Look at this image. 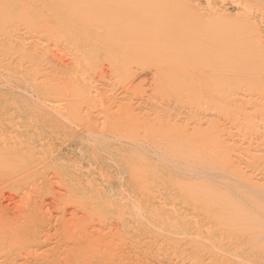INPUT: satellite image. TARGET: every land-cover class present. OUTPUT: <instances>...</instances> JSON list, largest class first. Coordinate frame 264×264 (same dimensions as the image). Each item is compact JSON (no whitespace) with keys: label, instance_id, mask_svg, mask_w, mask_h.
I'll return each instance as SVG.
<instances>
[{"label":"rangeland","instance_id":"374dc122","mask_svg":"<svg viewBox=\"0 0 264 264\" xmlns=\"http://www.w3.org/2000/svg\"><path fill=\"white\" fill-rule=\"evenodd\" d=\"M60 1L47 4L39 20L24 18L28 0H0V193L16 198L2 207L14 229L44 225L54 246L32 249L28 234L22 239L0 222V264H126L124 244L153 264L191 257L202 262L209 255L202 254L207 242L215 255L211 264H222V258L264 264V255L237 252L216 234L208 239L219 222L195 204L205 198L211 210H221L239 227L248 220L246 235L253 239L246 250L264 246V0H152L146 14L162 10L165 16L145 37L136 32L140 40L113 65L107 61L111 46L94 18L91 25L79 14L85 19L82 31L96 30L80 43L44 28ZM77 1L82 9L90 6ZM77 1L69 0L70 8ZM103 1L101 8L119 0ZM133 1L125 0L123 9L140 12L146 0ZM130 14L124 16L127 24L134 20ZM71 16L65 11V18ZM24 52L42 60L32 61ZM154 64L160 65V78L153 76ZM181 75L189 81L170 83ZM16 86L30 92L19 95ZM214 88L220 97L217 92L211 97ZM35 103L44 110L33 109ZM125 105L134 117L125 114ZM205 112L237 160L233 166L222 162L220 147L181 136L180 129L194 126ZM17 130L24 135L19 146ZM77 132L86 140L83 163L75 154L60 155L74 146ZM180 174L185 180L176 183ZM42 201L53 202V208L36 212ZM63 209L85 211L87 221L68 217L59 224L54 218L49 226L47 215L59 218ZM191 234L190 244L178 242ZM85 241L91 249L85 246L76 255L71 248Z\"/></svg>","mask_w":264,"mask_h":264},{"label":"bare ground","instance_id":"6f19581e","mask_svg":"<svg viewBox=\"0 0 264 264\" xmlns=\"http://www.w3.org/2000/svg\"><path fill=\"white\" fill-rule=\"evenodd\" d=\"M52 1L53 0H28V2L31 4L29 5V9H28L27 14L26 13L23 14V15H25L24 18L27 17L28 19L43 20L45 18V13L48 12V10L46 9V5L50 4ZM74 1H77V0H73V2ZM83 1H84V3L86 2L87 5L90 4V6L88 5L87 9L86 8L82 9V7L79 5V4H83L82 1H77L78 3L75 2L77 4L74 5L73 8H70V6L68 4L69 0L68 1L62 0V1L58 2L57 3V12L55 14V17L53 18L50 25L48 23H46L44 25V28L46 30H48L50 34H52L53 32H55L57 34H62L64 36V38H66L67 41L71 42V39H74V40L77 39V41L80 43L79 40L83 39L82 41H88L92 35H96V34H93L94 32L93 33L91 32V31H94L95 28H93V29L91 28V30H87V29H85L83 31L81 30L82 26L80 23L84 22L85 19H82L81 17H79V14L81 13L82 16H85V17L87 16V19L94 18L93 20L96 21L97 26H96V24H94V25L96 27H99L98 24L101 26V28L100 27L99 28L102 31H104L101 36L104 37V39L107 41L108 45L111 46V49L108 50L111 53V55L107 58V61L111 65H113L116 62H118L119 60L123 59L127 54H129L132 51V49L130 47L132 45H134L136 43V41L140 40V38H141V37L139 38V36L136 35V32H138V35H139V33H141L145 37L146 31L148 29H151L152 24L156 21V19L161 15L165 16V14L162 10L156 11L155 13H157V14H154V15H147L146 14V9L153 4L152 0H146L145 3L143 2L144 5L141 8L142 10L140 12H137L138 8H137V11H135V12H132V10L130 9L133 14H130L131 12H128L129 9H127L126 7L123 9V7L126 5L122 6L121 4L125 0L124 1L119 0L118 2H110L104 8H101L102 6H105V2L103 0H100L102 5H100L97 0H83ZM136 2H138V1H136ZM10 3H12V2L10 1ZM130 3H132V1H130ZM91 5L96 6V8L92 7ZM120 6H122V11H121V9H118V8H121ZM19 9H20V7H19ZM125 9H126V12H124ZM118 10L121 12H119ZM190 10H192V9L190 8ZM65 11L73 12V15H75L74 19H72V16L66 17V18H68V19H66L64 17ZM91 11L99 12L100 16H99V14L92 16ZM82 12H84V13L82 14ZM118 12L120 14H122L121 18L123 20L125 19L124 16L126 15L125 13H127V12L130 15H134V16H132L134 20L132 19L133 21H131V22L137 23L138 25L140 24L144 28L141 29L140 28L141 26L138 27L136 24L131 25V22L129 24H127L126 19H128V14L126 15L127 18L123 21L120 18L121 15ZM95 14H96V12H95ZM123 14H125V15L123 16ZM148 14H149V12H148ZM93 15H94V13H93ZM197 16H198L197 13L194 12V18ZM93 20L92 19L90 20V24L93 22ZM132 27H133V31H131ZM134 27H136L137 30H134ZM75 29H77V30H75ZM70 31H73V32H70ZM120 38H121V40H120ZM114 40H116V41L120 40L121 42L118 43V42H115ZM122 40H124V41H122ZM82 47H83V45H82ZM24 54H25V56H27L32 61L37 62V61L42 60V57L40 55L38 57H36V56L34 57L32 52H24ZM152 66H153L154 71H155L153 76L156 78H160L162 76V73L158 70L160 65L154 64ZM149 75H150V73H148L146 75V79H148ZM146 79L144 78L142 80V83H145L147 81ZM182 79H183V75L179 76L176 79L170 78V83L172 84V83L176 82L177 80L180 82H183V83L184 82L187 83L189 81V79L186 76L183 80ZM216 82L218 84H222L218 80H216ZM12 88H14L15 92L19 95L23 94V93L25 94V92L26 93L30 92V87L24 88L22 86H16V88L15 87H12ZM216 89L217 88L210 90L211 97H214L213 94H215L216 92H217V95L215 98L220 97V95H218V92H220V90L219 89L216 90ZM115 96H116L115 99L118 100L117 95H115ZM240 100H244V99H238V98L235 99V101H240ZM247 101H249V100H247ZM254 103L260 104V102L258 100L254 101ZM21 106L23 109L25 108L28 111V108L24 105L23 101L21 103ZM44 106H46V105L44 104ZM31 107L38 112L40 110H44L43 107L37 103L31 104ZM68 107H69V109H72L74 107V103L69 101ZM124 108H125V114L128 117H134L133 116V108L130 105H125ZM59 110H60V108H59ZM207 113L208 112L201 113V117L199 118L200 120L197 121L194 124V126L186 123L180 129L181 136L189 143H201L204 145H211V146L220 147V150H218L217 152L220 154L222 162L226 165L233 166V164L237 163V160L230 157V154L227 153L226 147L224 146L226 144V141L224 139H222V137H221L222 135H221L219 129L214 128L212 120L206 116ZM189 126H191L192 128H190ZM17 132L18 133L15 136V138L17 139L16 140V143H17L16 146H19L20 143L23 141L24 135H21L19 130H17ZM21 132L23 133V131H21ZM73 135L77 138V141H75L73 143L74 146L73 147L67 146L65 148V150L60 153V155L63 156L64 159H67V158H70L71 155L75 154V157H80L79 159L81 160V163H83V162H85V156H84L85 141H86L85 137L81 132L74 133ZM63 167H65V165H63ZM11 168H17V166H12ZM185 170L191 172V170H189V169H185ZM263 175H264V172H263ZM177 180H179V181H176V183H178L180 181H184L185 180L184 175L180 174L178 176ZM48 181L51 183L50 179H48ZM181 186H183V184ZM1 195H2V193H0V222L6 223L8 230L13 232L14 235H18L22 239H25L27 237V234H28L30 236V239H31V248L32 249H34V248H37V249L47 248L48 250L53 249L54 246L50 240V238H51L50 230L45 229L46 227L44 225L36 226L31 230H29L28 228H23V229H14L13 228L12 220H14V219H13V217L9 216L10 214L7 213V210L5 208H3L2 206H4V204H3L4 201L5 202H12V201L14 202L16 200V198L13 195H9V196H5V195L1 196ZM52 203L53 202L42 201L40 205L35 207V210H36V212H38V208H39L42 211L43 207H49V209H52L53 208ZM195 204L201 209V211L204 214L210 213L209 218L219 222V223L215 224V226L213 227V232L209 236L208 239L212 238L216 234L218 236H221L223 243L234 244L235 250L237 252H240L242 254L245 253L247 255L254 256L256 258L264 255V246L263 245H254V246H251L252 248H250V250H246L249 246V242L253 239V237H247V235H246V233H247L246 231L248 229V220H242L241 221L242 227H239L233 223L227 222L225 220L221 210H219V209L211 210L207 206L205 198L199 197L195 201ZM83 209H85V208H83ZM83 209H81V210H83ZM50 214L51 215H49V216L47 215V217H46L47 224L49 226L53 225L54 218L59 219L58 220L59 224L63 223V222H69V221H67L68 217L72 218V221H74V219H76V218H79L78 221H81V222L87 221V218H88L87 216H85V214H86L85 211H78V210L70 212L68 209H63L62 214L60 215L59 218L57 216H55L53 214V212H51ZM118 228H122V227H118ZM129 228L130 227L124 228V229L127 230ZM64 229H66V227H64ZM79 230L83 234H85V229L83 227H80ZM176 232H178V231H176ZM203 237H204L203 235H198L197 239L202 241ZM186 239H188L186 242L190 244L192 241H194L193 234H191V238H186V236H185V237L181 238L180 241H178V242H180L182 244L181 240H186ZM117 240H118L117 243H121V240H119V239H117ZM115 244H116V242H114V240H112L109 243V245L111 247ZM89 245H92V244L87 243V241H85L83 246L76 244L73 248H71V250L76 255H78L81 253V251L83 250V248L85 246H86V248L91 249ZM197 245L199 247H201V244H197ZM121 250L125 255V260H126L125 263L126 264H153L150 261H148L145 257L143 259H138L137 255L134 254L135 253V247L134 246L124 244L122 246ZM89 252H91V251H89ZM205 253H209V255H207L206 258L202 262H199L196 258L191 257V259H193V260H177V261L173 262L172 264H186L185 262H189V264H211L215 259L214 258V256H215L214 251L211 249V242L206 243L205 251L202 252V254H205ZM221 263L222 264H239V263H237L234 260L229 259V258H222ZM79 264H90V263H88L87 260H82V262H80ZM159 264H164V263H159Z\"/></svg>","mask_w":264,"mask_h":264}]
</instances>
